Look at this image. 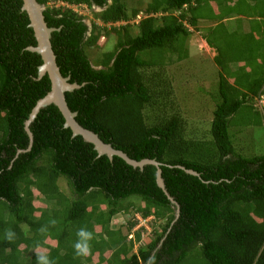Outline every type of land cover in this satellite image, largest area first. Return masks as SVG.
I'll list each match as a JSON object with an SVG mask.
<instances>
[{
	"label": "trees",
	"instance_id": "16d2710c",
	"mask_svg": "<svg viewBox=\"0 0 264 264\" xmlns=\"http://www.w3.org/2000/svg\"><path fill=\"white\" fill-rule=\"evenodd\" d=\"M36 1L44 7L47 26L55 28L50 43L60 74L77 85L64 93L75 121L131 159L159 162L165 192L157 184L155 165L133 167L119 156L98 155L91 142L65 127L53 103L42 106L29 123L30 139L25 121L50 92L51 81L47 74L38 76L42 58L28 49L37 42L23 0H0V264H39L41 255L50 264H91L94 254L95 264H181L193 253L207 264H264V151L249 155L252 142H245L254 128H264V108L253 100L260 80L245 91L218 72L220 98L213 97L211 138L199 141L185 137L179 112L165 113L170 83L150 82L141 72L163 67L168 54L176 61L187 57L183 44L191 30L185 23L197 28L210 10L209 0H153L135 36L127 24L112 26L128 20L120 0ZM212 1L219 10L212 20L264 19V0ZM82 5L100 8L102 29L111 25L118 32L113 48L101 54L100 67L92 65L85 49L97 45L102 35L95 30L101 27L92 22L89 29L74 9ZM156 13L163 16L157 19ZM204 39L209 46L216 40ZM215 62L219 65V55ZM149 109L155 120L148 118ZM241 109L244 119L236 116ZM230 128H237L243 141L238 137L237 142ZM131 211L164 220L136 252L128 239L136 221L126 234L109 227L114 216ZM81 229L91 233L86 256L75 249ZM9 230L15 233L11 241L5 238ZM143 231H135L136 242Z\"/></svg>",
	"mask_w": 264,
	"mask_h": 264
},
{
	"label": "rangeland",
	"instance_id": "374dc122",
	"mask_svg": "<svg viewBox=\"0 0 264 264\" xmlns=\"http://www.w3.org/2000/svg\"><path fill=\"white\" fill-rule=\"evenodd\" d=\"M120 1L125 5L128 20L125 21V23L121 22L112 26L121 28L122 25L127 24V26H129V33L135 36L139 32V29L137 27L138 21L147 15L146 11L150 9L151 3H153L154 5L156 2L153 0ZM110 2L111 0H108V4H110ZM51 3H53V1ZM60 3L61 2L59 0H54V4L52 5H58ZM184 9L186 8L184 7ZM75 10L85 17V20L88 24L91 25L92 22H95L101 27L95 30L97 33L100 32L99 34L102 35L97 45L95 47H88L85 49L89 59L92 62V65L100 67L99 63L101 60V54L104 51H108L113 48L118 32L114 31L111 25L107 26V29H102L104 25L100 20L97 19L100 9H89L82 5L75 6ZM133 11L137 12L136 15L138 17H132ZM160 15L161 14L156 13L154 17L160 19L161 16H163ZM175 15L177 16L178 13L175 12ZM185 26L189 30H191L189 38H185L183 44V49L187 51V57H185L181 61H176L175 54H173V56H170L168 54V61L164 64L163 67L156 65L152 68H142L141 72L144 73L145 79H149L150 82L153 81L154 78L155 83H159L158 79L162 81L165 80L170 83V86L172 87V93H170L168 102L166 101L167 103L164 104L163 109L168 115H171L174 112H179L178 114L181 116V119H183L184 122L185 137L192 140L208 141L211 138L209 131L212 120V113L217 102L214 101L215 99L213 97L217 99L220 98L218 94L219 79L217 72L219 71V68L213 66L211 57L208 56L206 58V54L203 53V55L200 51V49H203L202 46L199 47V43L201 41L199 38L200 36L202 37L201 31L197 30L196 28L190 27V25H188L187 23H185ZM204 26L205 24L203 25V27ZM253 31L258 33V30L256 28ZM119 32L122 33L121 30ZM233 42L234 41L231 40L227 35L223 36L222 41H218L220 46H223L224 49L231 52L228 54L227 59L233 55V51H231V47L234 44ZM262 44L264 45V41L262 42ZM186 47L189 48V51L188 49H186ZM191 47H193L194 49L190 50ZM145 58L148 59L149 56L146 55ZM241 58H243V56H241ZM156 59V61L158 62V58ZM224 61L225 58L223 57V64ZM260 62H262V58ZM222 67H224V65H222ZM222 71L224 73V77L226 79H229V81L233 82V84L236 85L235 89L244 88V90L247 91L254 80L260 79L259 77L257 78L255 76L254 72L244 74V72L239 70L237 67L235 71H230V69L227 71L226 68H222ZM255 72L263 74L262 77H264V63L263 65H260L259 63L256 66ZM159 89H162V87L158 84V90ZM208 92H210L211 94H209ZM260 99H263L262 104L260 103ZM260 99L259 101H257V103L262 109L264 108V97H261ZM150 110L154 109L148 110V118L155 120V118H153L155 117L154 111L151 112ZM155 114L158 115V112L155 111ZM236 116L240 119H244L245 110H239ZM261 120H263L262 117H260V121ZM256 121L259 122V117ZM147 122L150 121H148L147 119ZM241 123L242 121L240 122V125ZM238 137H240V139L243 141L244 135H238L236 140L237 142ZM252 138V150L254 149V153L264 151V128L261 124L253 129ZM65 185L66 184L64 182H60L61 190L66 193L67 188ZM37 196L38 195H36V197ZM132 203L136 204L138 202L137 200H133ZM36 204L42 205L44 203L41 202L40 199H37ZM133 221H136V223L131 228L133 230L132 232H134L135 230L138 231L140 228H144L145 230L143 231V236H141L140 232L139 242L133 244L132 252H136L139 246H142L143 243H146L150 239L149 237L155 236L154 231L158 232L161 225L164 223V220H157L154 216H149V219L143 220L140 218H136V216L134 215V211H131L128 215L125 213H121L114 216L111 219L109 227L110 229H120L123 234H126L129 223ZM134 227L136 229H134ZM99 229L100 228L98 226H95L94 232H100ZM109 254L110 252L107 251L104 253V256L107 257ZM193 254L194 255H189L187 259L184 260V262H182L181 264H195L197 262V264H207L206 261L201 260L200 256H197L196 253ZM97 260V254H94L91 258V264H95ZM102 264L105 263L103 262Z\"/></svg>",
	"mask_w": 264,
	"mask_h": 264
},
{
	"label": "water",
	"instance_id": "95a60500",
	"mask_svg": "<svg viewBox=\"0 0 264 264\" xmlns=\"http://www.w3.org/2000/svg\"><path fill=\"white\" fill-rule=\"evenodd\" d=\"M22 10L26 11V13L28 14L29 26L32 27L37 42L35 47H29L28 49L31 50L32 52L38 53L42 58V64L38 68V76L41 77L47 74L51 81L50 92L37 102L29 118L25 121V129L30 139L32 138V134L28 128L29 123L33 120L38 110L42 106H47L53 103L59 108L60 112L64 116L65 127L71 128L74 136L80 135L83 137L85 141L91 142L94 145V148L97 151L98 155L105 154L109 158H112V156L114 155L119 156L126 163H128L133 167L142 168L146 164L155 165L157 167V171H156L157 184L165 192V186H164L163 178L161 177V169L159 168L160 165L159 162L147 158L141 159L139 161L131 159L124 152L116 150L112 148L109 144L102 142L96 134H94L90 130L83 128L75 121L74 118L76 113L71 112L69 110L65 101L64 93L66 91L73 90L75 87H77V85L69 83L68 78L63 77L60 74L59 68L56 64L55 54L52 50L50 43L51 33L55 30V28H50L47 26L43 16L44 7L40 5L36 0H23ZM178 167L183 168L181 166ZM186 172L197 175V173L193 170L187 169ZM170 200L172 203H174V201L171 198ZM175 206H176L175 215L177 218L179 213V207L178 205Z\"/></svg>",
	"mask_w": 264,
	"mask_h": 264
},
{
	"label": "crops",
	"instance_id": "0c3cea01",
	"mask_svg": "<svg viewBox=\"0 0 264 264\" xmlns=\"http://www.w3.org/2000/svg\"><path fill=\"white\" fill-rule=\"evenodd\" d=\"M209 4L210 10L207 8V10L204 11V18L198 20V29L196 28L202 33V37L200 36L199 38L201 40L199 43V47L202 46L203 49H200V51L202 54H206V58L208 56L211 57L213 66L219 68V71L217 72L223 73L222 68H226L227 71L229 69L230 71H235L236 67L239 70L243 71L244 74L254 72L255 76L257 78H260L259 80L261 83L257 95L253 97L254 102L256 100L255 104H257V101H259L260 97H264V77H262L263 74L255 72L256 66L260 63L262 56H264V45L262 44V42L264 41V32L261 30V28L264 27V19L257 22L258 18L255 19L256 17H251L250 15L248 17H239L236 15H232L231 17L223 21L220 19L212 20L210 18H212L213 15H216L217 17L219 10L217 8L218 5L215 1L209 0ZM221 23L223 24V26H221ZM204 24L205 26L203 27ZM218 27L220 29L219 33L216 32V28ZM255 28L258 30V33L253 31ZM224 35H227L231 40L234 41V44L231 47L233 55L228 59V54L231 52L224 49L223 46H220L218 43V41H222ZM189 36L190 35H188V38ZM206 36L209 38H212L214 36V38L216 39H213V41H211V46L206 43V40L204 39L206 38ZM186 49H188L189 51L188 47H186ZM192 49L194 48L191 47L190 50ZM218 55L219 61L221 62H219V65L215 62V57ZM241 56H243V58H241ZM223 57L225 58L224 64ZM222 65H224V67H222ZM227 82L229 84H233V82L229 81V79H227ZM229 130L232 134L235 132V136L238 135L237 128H230ZM245 139L246 146L251 144L252 138L250 136H246ZM248 153H250L249 155L256 154L253 152V150Z\"/></svg>",
	"mask_w": 264,
	"mask_h": 264
},
{
	"label": "clouds",
	"instance_id": "9594fccd",
	"mask_svg": "<svg viewBox=\"0 0 264 264\" xmlns=\"http://www.w3.org/2000/svg\"><path fill=\"white\" fill-rule=\"evenodd\" d=\"M93 8H98V7H93ZM98 9H100V8H98ZM176 13H179V12H176ZM173 14L175 15V12ZM85 22L87 23L86 20H85ZM121 22L125 23V21H120L119 23H121ZM87 25H88V27L90 29V27H91L90 24L87 23ZM129 234H128V236H129ZM14 236H15V233L12 232L11 230H9L5 234V238L8 239L9 241H11L14 238ZM78 237H79V240L75 244L76 253H77V255H85L86 256V255H88L90 253V247H89L88 241L91 239V233L87 232L86 230L81 229L78 232ZM129 240H132V239H129ZM133 242H134V244L139 242V241H137V242L135 241V232H134V240H133ZM39 264H50V261H49L47 255H41L39 257Z\"/></svg>",
	"mask_w": 264,
	"mask_h": 264
},
{
	"label": "built area",
	"instance_id": "2783aa9c",
	"mask_svg": "<svg viewBox=\"0 0 264 264\" xmlns=\"http://www.w3.org/2000/svg\"><path fill=\"white\" fill-rule=\"evenodd\" d=\"M260 103H262V101H260ZM136 218H140V219H143V220H147V219H149V217H147V218H142V217H140V216H138V215H136ZM134 229H136V228L134 227ZM132 231H133V230H131V232H132ZM135 231H136V230H135ZM135 231H134V232H135ZM131 232H130L128 238L134 240V232H132V233H131ZM141 236H143V232L141 233Z\"/></svg>",
	"mask_w": 264,
	"mask_h": 264
}]
</instances>
